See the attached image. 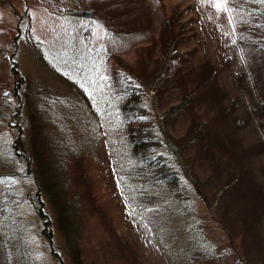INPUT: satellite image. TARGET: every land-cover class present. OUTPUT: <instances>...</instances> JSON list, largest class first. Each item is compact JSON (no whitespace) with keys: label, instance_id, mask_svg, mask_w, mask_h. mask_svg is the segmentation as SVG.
I'll use <instances>...</instances> for the list:
<instances>
[{"label":"rangeland","instance_id":"rangeland-1","mask_svg":"<svg viewBox=\"0 0 264 264\" xmlns=\"http://www.w3.org/2000/svg\"><path fill=\"white\" fill-rule=\"evenodd\" d=\"M244 1L0 0V264H73L50 216L56 254L51 253L36 211L35 180L12 149L18 136L20 148L27 147L29 128L25 103L15 114L13 90L19 80L20 97L29 99L42 119L33 123L34 131L39 122L45 124L52 146L69 163L71 187L81 192L82 264H264V253L252 241L242 240L237 231L231 245L220 224L223 219L235 234L231 211L241 206L234 196L242 198L245 191L262 200L264 146L246 153L248 172L234 195L229 193L231 199L223 200L222 208H228L221 216L182 173L180 185L173 188L141 178L138 161L124 141L128 125L135 122L120 112L113 87L116 73L155 65L159 53L154 41L164 14L167 22L177 24L185 44L180 45L183 60L170 64L160 81L193 76L185 74L186 67L213 62L220 69L216 82L226 91L225 101L234 99L241 122L252 101L264 98L254 54L238 26L246 22ZM79 9H90L93 15L69 12ZM238 69L249 89L235 84ZM181 94L180 88L167 86L155 98L156 105L164 109ZM208 103L209 97L202 104ZM141 105L147 108L148 100ZM188 115H177L168 125L177 140L187 132ZM258 119L249 116L236 130L241 149L264 143V123ZM190 144L181 155L191 159L190 172L206 181L202 188L210 198L217 179L208 158L194 157L197 144ZM258 237L264 245V221Z\"/></svg>","mask_w":264,"mask_h":264},{"label":"trees","instance_id":"trees-1","mask_svg":"<svg viewBox=\"0 0 264 264\" xmlns=\"http://www.w3.org/2000/svg\"><path fill=\"white\" fill-rule=\"evenodd\" d=\"M241 8L244 11L243 16L246 18V22L245 25L238 26L245 34V45L254 54L253 68L261 75L259 81H262L264 85V0H246L242 2ZM69 12L80 16L93 15L90 9L70 10ZM176 25L173 21L167 22L163 14L161 27L154 41L159 53L155 65L151 66L148 63V67L144 64L136 71L116 73L118 79L115 80L113 87L120 112L135 122L128 125L124 141L138 161L139 170L142 171L139 172L141 178L165 183L173 188L180 185V174L182 173L205 204L213 210L215 209L214 212L225 216L228 207L222 208V206H226L223 200L227 197L231 199L229 193L234 195L248 172L249 163L246 153L261 149V145L264 146V143H261L241 149L236 130L239 129L241 123L243 126L247 124L249 116L256 115L259 117V124L264 123V98L252 101V109L240 122L236 109L233 107L234 99L225 101L226 91L216 82L220 69L210 61H201L196 65L186 67L185 74L192 73L193 76L183 75L180 77L178 75L176 78V75H173L160 81L162 73L170 64L178 63L179 65L183 60L184 52L180 51V45L185 44V37ZM248 28L251 30L250 33L245 32ZM107 32L109 31L107 30ZM109 34L107 33V35ZM109 36L115 38L116 34ZM150 76L152 77L149 79ZM244 77L243 72L238 69L235 73L237 81L235 84H245ZM179 78L182 79L181 82H179ZM17 82V87H14L13 90L16 101L15 114L17 115V110L20 112L22 103H25L29 128L27 147L20 148L18 136L12 143V149L26 164V174L35 180L34 199L37 214L43 221L41 231L49 240L51 253L55 255L56 252L51 243V216L71 262L82 264L84 256L82 255L81 240L85 211L81 202V192L71 187L72 177L67 167L69 163L63 161L56 146H52L48 134L44 131L45 124L39 122L38 130L34 131L33 123L42 119L34 111L29 99H23V95L19 93L20 89H18L21 81ZM167 86H172L173 89L180 88L182 94L168 107L160 110L156 105L155 98L158 100L157 95H161V91ZM243 86L249 89L247 84ZM20 95L22 96L20 97ZM208 97V105L202 104ZM145 99L148 100L147 108L141 105ZM186 112L189 114L187 132L182 139L177 140L169 132L168 125L177 115ZM137 113L143 114L145 117H139ZM137 118H141V120H137ZM19 131L22 132L21 128ZM190 143L197 144L194 157L204 155L208 158V166L213 172L212 176L217 179L215 191L210 198L202 188L206 181H199L190 172L188 166L191 159H184L181 155L182 149ZM256 191L259 192V190ZM84 192L87 190L84 189ZM262 192L264 193V191ZM242 194L243 199L234 196L235 204L240 203L241 207L233 209V214L231 211L236 226L235 234L233 231H229L223 219L220 220V224L230 236L231 245L234 244L235 235H238L236 232L239 231L242 240L252 241L258 253H264V245L260 244L261 237H258V226L264 221V196H259V199L262 198V200L257 201L250 192L243 191ZM218 209L221 211L219 212Z\"/></svg>","mask_w":264,"mask_h":264},{"label":"snow or ice","instance_id":"snow-or-ice-1","mask_svg":"<svg viewBox=\"0 0 264 264\" xmlns=\"http://www.w3.org/2000/svg\"><path fill=\"white\" fill-rule=\"evenodd\" d=\"M217 6H219V5H217Z\"/></svg>","mask_w":264,"mask_h":264}]
</instances>
